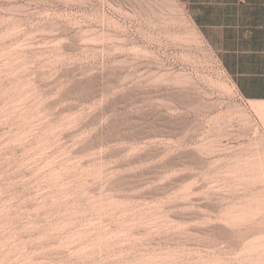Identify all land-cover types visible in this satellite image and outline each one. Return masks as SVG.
I'll return each instance as SVG.
<instances>
[{
  "label": "rangeland",
  "instance_id": "rangeland-1",
  "mask_svg": "<svg viewBox=\"0 0 264 264\" xmlns=\"http://www.w3.org/2000/svg\"><path fill=\"white\" fill-rule=\"evenodd\" d=\"M0 264H264V118L181 0H0Z\"/></svg>",
  "mask_w": 264,
  "mask_h": 264
},
{
  "label": "crops",
  "instance_id": "crops-1",
  "mask_svg": "<svg viewBox=\"0 0 264 264\" xmlns=\"http://www.w3.org/2000/svg\"><path fill=\"white\" fill-rule=\"evenodd\" d=\"M232 83L264 118V0H181Z\"/></svg>",
  "mask_w": 264,
  "mask_h": 264
}]
</instances>
